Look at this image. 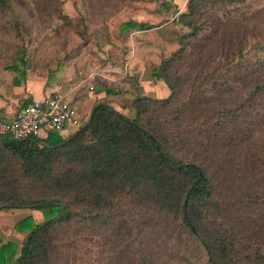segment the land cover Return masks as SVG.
<instances>
[{"label": "trees", "instance_id": "16d2710c", "mask_svg": "<svg viewBox=\"0 0 264 264\" xmlns=\"http://www.w3.org/2000/svg\"><path fill=\"white\" fill-rule=\"evenodd\" d=\"M262 1L188 0L179 48L153 67L167 97L135 96L131 115L101 97L68 136H0V210L42 213L17 222L13 264H98L107 240L130 245L133 264H165L158 254L177 238L198 251L189 264H264V149L250 155L235 141L242 109L264 93L248 80L264 64ZM13 2L0 0V18L18 35ZM54 15L68 20L57 6ZM227 91L238 101H221ZM213 155H227L224 175L206 169Z\"/></svg>", "mask_w": 264, "mask_h": 264}, {"label": "rangeland", "instance_id": "374dc122", "mask_svg": "<svg viewBox=\"0 0 264 264\" xmlns=\"http://www.w3.org/2000/svg\"><path fill=\"white\" fill-rule=\"evenodd\" d=\"M60 1L56 4L51 0L45 5L42 0H14L12 10L20 21V30L17 35L9 27L8 19L0 18V71L17 70L19 76L20 70H25L24 81L38 75L45 78L47 84L57 83L64 80L63 71L71 61L84 60L87 65H95V74L82 89L85 92L103 90L106 94L103 97L127 115L133 113L135 96L162 99L169 95L168 86L155 75L153 67L179 48V36L185 29L177 23V18L186 9L188 0ZM261 4L264 5V0ZM56 6L68 20L57 19ZM260 17L264 18V8ZM23 50L26 65L18 64ZM58 60L60 68L49 75L48 68L58 67L55 66ZM248 80L264 81V64L258 65ZM219 96L224 102L238 101L237 95L230 91L220 92ZM236 131L235 141L240 149L248 150L250 155L261 154L264 149V93L244 106ZM69 134L65 132L62 136ZM224 159H228L227 155L222 159L213 155L206 169L224 175ZM230 178L236 179L233 174ZM231 188L235 193L242 191L237 182ZM250 226L245 224L240 230L246 233L248 240L258 239L260 232L253 231ZM100 245H97L102 251L98 264H133L130 245L125 247L121 240H107ZM171 246L157 253L159 261L189 264L187 256H198V251L182 239L177 238Z\"/></svg>", "mask_w": 264, "mask_h": 264}, {"label": "crops", "instance_id": "0c3cea01", "mask_svg": "<svg viewBox=\"0 0 264 264\" xmlns=\"http://www.w3.org/2000/svg\"><path fill=\"white\" fill-rule=\"evenodd\" d=\"M83 61L75 58L65 67L63 71L64 80L49 84L46 83L45 78L38 75L29 76L24 81L16 73L1 70L0 118H12L27 104L35 100H43L57 90L66 93L68 99L87 117L95 100L106 96V94L103 90L85 92L82 89V86L90 80H88L90 74H95V65H91V67ZM29 215L32 216L35 223L42 219V213L38 210L25 208L0 210V264H13L16 256L15 251L18 250L24 240V233L16 229V224ZM8 242L15 247L9 246L3 249V245Z\"/></svg>", "mask_w": 264, "mask_h": 264}, {"label": "built area", "instance_id": "2783aa9c", "mask_svg": "<svg viewBox=\"0 0 264 264\" xmlns=\"http://www.w3.org/2000/svg\"><path fill=\"white\" fill-rule=\"evenodd\" d=\"M92 76L91 73L89 81ZM86 118L68 99L66 93L57 90L43 100H35L27 104L12 118H0V136L23 139L42 136L50 130L60 134L65 132L71 134L79 129Z\"/></svg>", "mask_w": 264, "mask_h": 264}]
</instances>
